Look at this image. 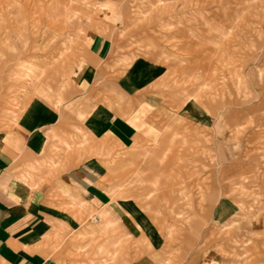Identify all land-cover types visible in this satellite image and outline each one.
Instances as JSON below:
<instances>
[{"label": "crops", "instance_id": "1", "mask_svg": "<svg viewBox=\"0 0 264 264\" xmlns=\"http://www.w3.org/2000/svg\"><path fill=\"white\" fill-rule=\"evenodd\" d=\"M234 10L228 8L232 23L241 13ZM223 15L217 7L206 19L220 30ZM131 20L123 13L95 19L64 90L40 83L22 100L18 121L0 130V264H226V239L240 234L261 235L252 237V262L264 264V215L242 211L221 184L240 175L236 160L224 167L228 113H212L199 101L182 109L190 94L167 89L168 77L183 70L179 62L194 66L199 59L202 67L193 68L203 72L217 62L187 46L180 30L170 51L161 25L147 47L151 36ZM138 60L152 78L130 82L129 66ZM183 142L215 150L216 168L177 190L167 183L168 167L181 160L175 151ZM179 198L191 206L188 220H178ZM170 225L183 230L182 238L158 243L156 233Z\"/></svg>", "mask_w": 264, "mask_h": 264}, {"label": "rangeland", "instance_id": "2", "mask_svg": "<svg viewBox=\"0 0 264 264\" xmlns=\"http://www.w3.org/2000/svg\"><path fill=\"white\" fill-rule=\"evenodd\" d=\"M54 1H58L57 5L52 4ZM186 1L0 0V130L18 121L24 106L22 100L40 83L59 85L64 90V82L78 61L92 22L104 13H123L135 20V24L148 33L146 37L151 36L145 39L150 48L155 45L152 35L161 25L165 27H161L160 32L171 36L166 45L173 42L170 51H174L176 31L180 30L181 38L185 37L189 43L187 46L193 44L204 49L208 59L218 65L221 62L220 69L215 63L214 69L206 70L208 73L195 70L194 66L202 67L199 59L193 61L194 66L189 60V63L179 62L183 70L168 77L167 89L174 96L176 93L190 94L182 109L192 110L199 101L212 113H228L232 121L228 126L231 139L225 146L224 167L236 160L240 175L226 177L221 182L224 194L238 201L245 213L261 212L264 215V3L262 0H245L241 4L244 1L241 0V7H238L236 0H233L236 6L229 4L232 0H206L217 6L209 4L201 9V5L191 6ZM217 7L224 8L225 23L220 30L212 17L209 21L206 19ZM227 7L231 14H234V8H241L236 23L230 22ZM10 30L15 37H4ZM229 41L232 42L227 44ZM135 45L140 51L144 50L140 42ZM196 55L195 52L192 54ZM152 75L140 60L129 66L130 82L146 81ZM65 146L70 149L67 144ZM193 146L183 142V148L175 151L181 160L168 167L172 180L167 182L174 189L188 187L192 183L190 179L198 173L211 174L216 168L215 150L189 148ZM201 160L207 164L199 166ZM178 200L182 204L178 220H188L184 215L191 207L187 206L188 199ZM101 217L107 221L105 216ZM146 233L155 239L153 231L146 230ZM156 235L158 243L171 246L180 241L183 230L170 225L169 229ZM258 236L261 235L228 237L226 264H254L252 237Z\"/></svg>", "mask_w": 264, "mask_h": 264}]
</instances>
